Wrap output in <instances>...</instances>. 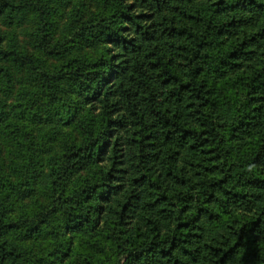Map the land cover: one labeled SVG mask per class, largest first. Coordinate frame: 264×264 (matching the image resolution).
<instances>
[{
    "label": "trees",
    "instance_id": "16d2710c",
    "mask_svg": "<svg viewBox=\"0 0 264 264\" xmlns=\"http://www.w3.org/2000/svg\"><path fill=\"white\" fill-rule=\"evenodd\" d=\"M99 2L89 15L71 7L57 36L62 0H0V26L37 28L31 54L0 29V82L27 72L45 103L79 79H65L62 51L82 37L78 51L117 49L84 77L92 101L116 104L105 122L89 112L72 124L41 196L25 105L9 124L24 153L11 175L0 164V264H120L108 254L114 238H133L140 264H264V0ZM38 237L52 250L27 243Z\"/></svg>",
    "mask_w": 264,
    "mask_h": 264
},
{
    "label": "clouds",
    "instance_id": "9594fccd",
    "mask_svg": "<svg viewBox=\"0 0 264 264\" xmlns=\"http://www.w3.org/2000/svg\"><path fill=\"white\" fill-rule=\"evenodd\" d=\"M73 6L74 8H79L80 0H74ZM84 19L87 20L88 17L85 16ZM105 23H107V20H105ZM91 24L98 25L99 18L91 20ZM95 31H97V29L89 28L87 32ZM76 35H80L79 30H77ZM91 39L92 37L90 36L88 40ZM83 41L84 40L82 37L79 43L74 42L72 48L67 49L66 52H61V55L65 57L66 63L68 64V72L65 76V79H67L69 76L73 77V79H75L76 76H79V79H76L74 84L69 81L71 88L65 85L64 90L58 92V95H55V99L51 101L49 99L47 103H45L43 97L40 96H32L30 102L28 96L13 101V104H25V109H21L20 111L23 112L26 120L29 121L35 115L43 116L46 119L47 114H51L54 120L58 121L60 124L66 125L64 129L65 131H70V128L67 127L69 122L74 125L77 121L84 120L85 123H87L86 114L89 112H91L92 118L94 117L96 119V117L99 116L101 120L105 122V113L113 109L112 106L116 104V100L113 96L110 95H100L98 102L92 101L91 96L88 94L87 81H84V77L92 71V67H90L89 65H91V60L93 58L99 56L100 60H104L105 56H114L117 49L108 51V49L111 48L110 45L102 42H96L94 48L85 49L82 52L78 51L77 46L80 45ZM5 44L7 45V41L5 42ZM65 47H67V45H65ZM73 54H75L73 58L71 60H68L67 57L72 56ZM9 79L12 80L11 83L0 82V89L12 87L14 89V94H17L19 91V85L16 84L15 79L11 77ZM81 81H84V85H81ZM103 92L104 91H102L101 93ZM93 107L95 108L94 112L92 111ZM17 115V112H12V115L9 116L7 122L15 123L17 121ZM117 115L119 114L117 113ZM61 117H63V119H61ZM34 127H36V125L30 123L26 129V132L29 133V141H32L33 136H35V132L32 131ZM41 128L44 130V132L48 131V128L43 127L42 125ZM120 137H123V133H119L118 136H114L112 139L114 141L116 139H120ZM47 147L48 144L42 142L39 138H37L34 143L28 144V152L29 157L37 161L38 168L43 167L45 170H51L53 166L49 165L48 160L52 153H48L47 155L41 154V152ZM72 151L75 152V148H73ZM82 154L83 153H81V155ZM44 156H47L48 159L45 160L43 158ZM76 159H79V157L77 156ZM130 162L134 163V161ZM68 163H74V160H69ZM125 166L127 167V165ZM55 179L56 176L53 175L52 180ZM56 197H60L61 200L63 199V197L60 196L59 191L56 192L55 196H53V199H56ZM117 245H119V247H117ZM135 247L136 245L133 242V238H130L127 242H125L123 239L114 238L113 245L111 246V251L108 254L112 257L113 261L119 260L120 264H129V262H131V264H140L138 257L134 258L133 256L129 255V249Z\"/></svg>",
    "mask_w": 264,
    "mask_h": 264
},
{
    "label": "rangeland",
    "instance_id": "374dc122",
    "mask_svg": "<svg viewBox=\"0 0 264 264\" xmlns=\"http://www.w3.org/2000/svg\"><path fill=\"white\" fill-rule=\"evenodd\" d=\"M63 1V16L59 20V29L57 36H59L64 28V24L66 21V14L68 10L73 7L74 0H62ZM100 0H80V5L84 9V12L86 15H89L90 13L94 12L98 6ZM0 29L7 34H13L17 40V43L22 49L23 52H26L28 54L35 53L33 42H34V33L36 32V25L34 24V21L26 20L21 25H12L10 27H3L0 26ZM92 47H84L79 51H84L85 49L94 48ZM45 61L49 66L54 65L55 63H58L57 60H54L50 57H45ZM13 79L16 80V84L19 85V91L17 94H14V89L12 87L6 88V89H0V97L4 101V111L5 113L2 115L0 114V164L4 168V172L6 174L11 175L13 173L12 169L16 165H21L20 163L23 162V158H21L22 153H24V148L15 143L13 140L16 136L17 132L13 130L12 127L9 126L10 123H8L9 116L12 115V112H17L18 109H21V105H25L24 103H16L13 104L14 100L21 99L25 96H28L29 102L31 101V97L35 96L36 94V84L34 81H32L30 75L27 72L24 71H14ZM25 125H28L30 123L36 125L32 129L33 132H35V136H33L34 140L36 141L37 138H39L42 142L48 144V147L46 149L51 148L50 150H47L44 152L43 155H47L48 153H51L52 151H55L56 149H59V145L62 141V139L67 135L73 132L72 124L69 122L67 127L70 128V131H65L66 125L60 124L56 120H45L41 118L39 120L38 118H31L29 121L24 120L23 121ZM41 125L43 127L48 128L47 132H44V130L41 128ZM19 135V134H18ZM24 139L23 133H20L17 141L19 139ZM46 138V139H45ZM45 169L43 168V174L40 175L41 179L36 184V191L33 194L34 196H41L43 195L44 190L46 191V183L44 180L45 177ZM82 174V172H80ZM32 196H28L25 198V201H28ZM53 239V238H51ZM29 245H34L35 248H41L46 251H51L53 248V245L51 243H48L43 237L38 238H32L27 241ZM66 257H54L51 264H65Z\"/></svg>",
    "mask_w": 264,
    "mask_h": 264
}]
</instances>
